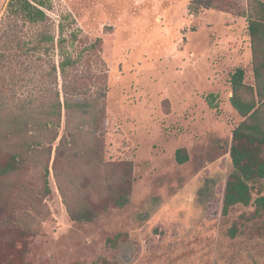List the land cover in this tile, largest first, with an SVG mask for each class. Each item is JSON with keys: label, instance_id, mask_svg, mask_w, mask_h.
<instances>
[{"label": "rangeland", "instance_id": "1", "mask_svg": "<svg viewBox=\"0 0 264 264\" xmlns=\"http://www.w3.org/2000/svg\"><path fill=\"white\" fill-rule=\"evenodd\" d=\"M8 1L0 0V20ZM50 1L49 15L65 16L85 44L103 40V165L60 161L70 207L90 200L97 217L71 219L52 160V194L39 195L41 213L22 210L23 228L0 227V264H264V212L252 204L222 214L233 131L244 120L230 102L231 76L242 68L246 84H255L249 22L239 15L247 0H230L236 13L197 14L194 0ZM181 149L184 164L176 158ZM32 162L23 180L41 187L42 164ZM128 163L131 198L119 208L110 200ZM252 194L253 201L264 196V180Z\"/></svg>", "mask_w": 264, "mask_h": 264}, {"label": "trees", "instance_id": "2", "mask_svg": "<svg viewBox=\"0 0 264 264\" xmlns=\"http://www.w3.org/2000/svg\"><path fill=\"white\" fill-rule=\"evenodd\" d=\"M246 17L253 56L254 86L246 84L244 69L231 76V105L244 119L233 131L230 158L233 171L224 188L222 214L239 205L264 212V196L253 201V184L264 180V0H247ZM230 0H194L190 11L215 9L235 12ZM50 0H9L0 20V227L18 230L27 222L22 210H40V196L52 194L50 163L70 217L93 222L97 212L87 202L70 207L60 183V161L72 156L86 167L101 168L108 133L107 72L103 40L84 43L80 31H69L65 16L57 22L48 12ZM64 123V132L60 129ZM58 142L56 148L54 144ZM39 153V155H38ZM40 162H37V158ZM179 164L186 163L178 150ZM41 163V187L23 180L31 162ZM32 162V163H33ZM110 200L122 208L131 198L132 164ZM71 170L73 167L71 166ZM85 179V173H82ZM87 190L86 184H75ZM105 210V209H104Z\"/></svg>", "mask_w": 264, "mask_h": 264}]
</instances>
